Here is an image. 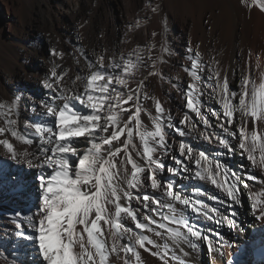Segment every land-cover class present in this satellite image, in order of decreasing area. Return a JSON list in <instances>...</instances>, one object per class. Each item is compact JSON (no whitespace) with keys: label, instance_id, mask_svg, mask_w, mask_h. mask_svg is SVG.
Masks as SVG:
<instances>
[{"label":"snow or ice","instance_id":"obj_1","mask_svg":"<svg viewBox=\"0 0 264 264\" xmlns=\"http://www.w3.org/2000/svg\"><path fill=\"white\" fill-rule=\"evenodd\" d=\"M240 3L264 14V0ZM144 7L157 14L161 6L146 0ZM140 26V19L127 24L122 42ZM166 33V25L153 31L147 44L127 55L107 49L88 53L73 44L76 64L83 59L74 79L64 66L69 53L50 46L48 71L39 80L45 98L27 101L39 122L26 118L22 129L24 97L0 101V163L8 158L38 173L37 209L10 219L17 239L34 241L40 264H145L142 252L160 264H200L202 248L211 264H218L227 244L219 229L240 230L245 195L251 215L264 222V68L259 57L254 61L249 49L229 72L214 58L206 61L200 45L194 48L188 41L180 67L190 80L184 82L160 70L167 58L179 56ZM141 69L147 74L137 80ZM149 77L170 85L166 100L149 92ZM174 100L179 120L167 106ZM189 140L215 145L220 155L238 154L247 164L235 170ZM169 158L176 167H166ZM165 171L175 177L190 174L216 191H178L160 179ZM8 190L22 191L23 182L12 181Z\"/></svg>","mask_w":264,"mask_h":264},{"label":"bare ground","instance_id":"obj_2","mask_svg":"<svg viewBox=\"0 0 264 264\" xmlns=\"http://www.w3.org/2000/svg\"><path fill=\"white\" fill-rule=\"evenodd\" d=\"M153 2L161 6L157 14L150 13L144 7L146 0H5V6L12 14L6 29L0 23V101L10 100L14 95L24 97L21 102V129L26 118L39 122L40 118L29 110L27 101L45 98V90L39 80L48 71L46 58L50 46H57L69 53L64 66L70 69V77L74 79L83 70V59L79 65L76 64L72 55L73 44L82 46L88 53L107 49L127 55L138 45L142 47L147 44L151 40V33L161 32L166 25V39L179 56L167 58V64L159 65L165 76H179L184 82L190 80L180 67L184 63L188 41L192 42L194 48L200 45L199 51L206 61L214 58L220 62L221 68L229 72L236 66V58L249 49L254 54L253 60L259 57L264 68V14L258 9L248 11L240 0ZM137 19H140L141 26L129 31L127 42H122L125 40L124 33L128 31L126 25L135 23ZM70 40L73 43H69ZM146 74V70L141 69L136 79ZM147 83L149 92L162 100H166L165 94L172 91L170 85L161 82L158 77H149ZM172 94L175 96L174 91ZM167 106L179 120L178 100L170 101ZM145 107L155 114L151 101H146ZM193 117L195 119L194 114ZM142 119L150 126L146 115ZM188 142L196 150L210 154L235 170L247 164L238 154L220 155L215 145L200 140ZM165 165L176 167L171 158L165 160ZM0 169V251H3L0 264H13V261L17 264H40L34 241L17 239L15 226L10 219L15 218L16 213L27 217L37 209L41 200L37 170L8 158L0 163ZM160 179L171 181L178 191L185 193L196 188L216 191L211 185L191 179L190 174L175 177L165 171L161 173ZM12 181H22L23 190L17 193L8 190ZM243 199L244 206L239 216L240 230L230 231L226 226L219 229L227 244L222 249L225 255L218 258V264H228V261L231 264H256L252 259V250L255 242L264 234V222L251 215L246 195ZM259 228L263 232L258 231ZM203 254L208 257L206 264H211L206 248H202L200 264H205ZM142 256L145 264H160L156 257L148 253L142 252ZM115 264L119 262L115 261Z\"/></svg>","mask_w":264,"mask_h":264},{"label":"rangeland","instance_id":"obj_3","mask_svg":"<svg viewBox=\"0 0 264 264\" xmlns=\"http://www.w3.org/2000/svg\"><path fill=\"white\" fill-rule=\"evenodd\" d=\"M5 5H6L5 0H0V23L3 24V26L6 29L7 25H8L9 18H10L12 13H10L7 10ZM10 11L12 12L11 9H10ZM258 231L263 232V230L261 228H259ZM202 260L205 261V264H206L208 261V257L205 254H203Z\"/></svg>","mask_w":264,"mask_h":264}]
</instances>
